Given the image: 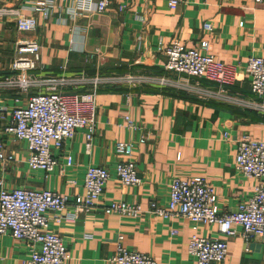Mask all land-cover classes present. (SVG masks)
<instances>
[{
    "label": "crops",
    "instance_id": "obj_1",
    "mask_svg": "<svg viewBox=\"0 0 264 264\" xmlns=\"http://www.w3.org/2000/svg\"><path fill=\"white\" fill-rule=\"evenodd\" d=\"M33 0H0V80L12 74L11 61L18 42L34 41L40 46L41 69L28 74L43 81L76 76L106 78L163 76L180 80L181 75L164 69V49L178 41L187 48L209 44L207 53L224 66L227 92L264 105L250 93L245 72L250 57L264 59V0H181L169 10L160 0H129L122 10L112 1L102 14L86 13L74 23L45 21L32 10ZM68 7V5H65ZM56 17L65 13L55 11ZM19 17L34 18L33 32L16 29ZM141 18V20H140ZM210 23L211 30L203 29ZM190 83L216 89L207 79ZM37 90V91H36ZM51 88L31 89L22 94L0 89V100L9 108L24 107L28 96ZM55 92L95 93V134L90 154L84 150L85 130L78 129L62 147H52L58 162L49 175L30 170L26 164V143L1 134L5 153L12 156L0 170L4 188L49 190L69 198L83 195V178L88 166L108 170L101 199L90 213H78L73 220L59 224L49 213L48 230L62 240L69 254L65 264H112L116 246L149 256L155 264H197L187 251L193 235L217 236L216 226H193L182 217L163 219L152 214L149 205L165 206L169 184L175 177H201L215 192L220 213L234 212L248 199L255 181L240 174L234 166L237 143L243 137L264 142V112L240 109L218 101H199L187 93L156 84L83 85ZM129 117L134 129H128ZM6 121H0V131ZM143 140V142H140ZM116 142L133 144L132 160L140 184L123 186L114 174L121 160L115 154ZM72 165L65 166V158ZM137 205L138 218L104 214L110 202ZM67 207L63 216L71 214ZM175 229L177 233L171 234ZM227 239V256L221 264H264V241L255 237L248 243L241 229ZM32 247L9 235L0 237V264H24Z\"/></svg>",
    "mask_w": 264,
    "mask_h": 264
},
{
    "label": "built area",
    "instance_id": "obj_2",
    "mask_svg": "<svg viewBox=\"0 0 264 264\" xmlns=\"http://www.w3.org/2000/svg\"><path fill=\"white\" fill-rule=\"evenodd\" d=\"M112 1H119L122 10L129 0H33L32 10L39 13L45 21L56 20L59 24L74 23L86 13H104ZM169 10H174L181 0H160ZM228 1V0H223ZM68 5V7H65ZM55 11L65 13L66 17H56ZM141 20V18H140ZM37 26L34 18L19 17L16 29L20 33L33 32ZM203 29L210 31V23ZM209 44L201 41L197 48H187L178 41L171 42L164 49L166 62L164 69L181 75L180 80L163 76H120L92 78L76 76L58 78L52 81L37 80L28 73L41 69L40 46L34 41L18 42L12 56V74L0 80V89L16 90L27 94L31 89L51 88L53 91L37 92L29 95L24 107L9 108L0 100V121H6L0 131V170L12 160L5 153L1 134L24 141L28 156L26 164L30 170H38L45 176L52 173L58 162L51 148L59 149L63 143L74 137L78 129L85 130L84 150L90 154L95 134V93H64L54 89L70 87L74 90L83 85L95 88L102 84L127 85L135 87L142 84H156L187 93L199 101H218L240 109L264 112V105L233 95L221 87L225 83L224 66L214 61L207 53ZM245 72L249 80L250 93L258 100H264V59L250 57ZM207 79L219 84L216 89L205 88L190 83L189 79ZM128 129H134L129 117H125ZM140 142H143L141 140ZM133 144L116 142L114 151L121 160L114 167V174L125 187L140 184L136 165L132 160ZM72 165V158H65V166ZM235 169L243 177L255 181L252 195L238 203L234 212L220 213L214 189L201 177L182 179L175 177L169 184L168 201L165 206L155 202L149 205L152 214L169 219L182 217L193 226H216L217 236L200 237L193 235L187 244V251L197 264H221L227 256V239L236 236L235 227L241 229V237L248 243L259 237L264 241V142L249 137L237 143L234 157ZM110 178L107 169L88 166L83 178V195L70 203L69 198L49 190L4 188L0 181V237L9 235L17 241H25L32 247L24 264H65L69 254L62 240L48 230L49 213L59 224L73 220L78 213H90L101 199L106 182ZM67 207L72 213L63 216ZM142 210L137 205L125 202H110L104 214H116L138 218ZM177 231L171 230L175 235ZM121 239V238H120ZM119 242L112 264H155L147 255L129 251Z\"/></svg>",
    "mask_w": 264,
    "mask_h": 264
},
{
    "label": "rangeland",
    "instance_id": "obj_3",
    "mask_svg": "<svg viewBox=\"0 0 264 264\" xmlns=\"http://www.w3.org/2000/svg\"><path fill=\"white\" fill-rule=\"evenodd\" d=\"M37 91V90H36Z\"/></svg>",
    "mask_w": 264,
    "mask_h": 264
}]
</instances>
